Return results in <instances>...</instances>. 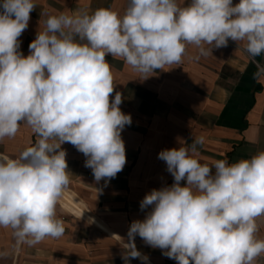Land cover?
<instances>
[{
    "label": "clouds",
    "instance_id": "1",
    "mask_svg": "<svg viewBox=\"0 0 264 264\" xmlns=\"http://www.w3.org/2000/svg\"><path fill=\"white\" fill-rule=\"evenodd\" d=\"M36 7L35 0L0 3V141L15 137L21 122L38 136L17 158L0 153V227L13 230L17 246L64 234L56 207L70 176L61 145L83 153L84 166L105 186L126 165L121 132L132 119L119 107L120 92L110 101L115 85L107 55L147 79L180 64L189 44L208 56L229 39L245 41L253 79L264 82V63L256 60L264 55V0H191L187 6L128 0L123 16L104 8L41 12L45 28L25 57L19 37ZM203 144V136H193L159 152L174 182L140 202L141 210H151L129 226L125 264L148 261L136 247L137 235L177 264H256L264 255V239L256 235L257 218L264 216V150L209 166L198 159Z\"/></svg>",
    "mask_w": 264,
    "mask_h": 264
},
{
    "label": "crops",
    "instance_id": "2",
    "mask_svg": "<svg viewBox=\"0 0 264 264\" xmlns=\"http://www.w3.org/2000/svg\"><path fill=\"white\" fill-rule=\"evenodd\" d=\"M190 2L177 0L183 6ZM35 3L28 28L19 37V51L25 57L29 44L44 30L47 15L92 14L104 8L123 16L128 6V0ZM238 3L233 0V5ZM245 43L229 39L227 47L214 49L208 56H201L196 46L189 44L180 64L156 69L147 79L122 58L107 55L115 85L110 101L120 92L119 107L132 119L121 132L125 167L105 186L104 179L96 182L92 169L84 166L83 153L71 143L61 145L70 176L56 207L64 234L47 237L34 246H17L13 230L0 227V264H125L122 255L129 226L134 220H143L151 210H141L140 202L153 189L174 182L166 163L158 159L160 151L179 148L183 142L191 143L193 136H203L198 159L212 166L216 160L231 164L264 150V82L253 79L256 67L245 51ZM256 60L264 63V55ZM37 139L21 122L15 137L0 141V153L17 158L24 149L35 146ZM185 184L181 181L182 186ZM257 224V238L264 239V216L257 218ZM135 244L148 261L130 259V264H177L138 235ZM256 264H264V255Z\"/></svg>",
    "mask_w": 264,
    "mask_h": 264
}]
</instances>
